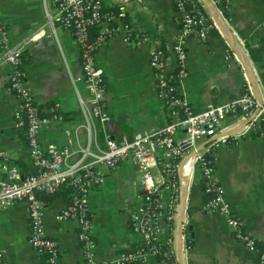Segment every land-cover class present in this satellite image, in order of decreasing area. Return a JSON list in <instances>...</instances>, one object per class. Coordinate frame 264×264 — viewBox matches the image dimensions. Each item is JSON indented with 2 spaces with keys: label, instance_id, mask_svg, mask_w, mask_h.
<instances>
[{
  "label": "crops",
  "instance_id": "0c3cea01",
  "mask_svg": "<svg viewBox=\"0 0 264 264\" xmlns=\"http://www.w3.org/2000/svg\"><path fill=\"white\" fill-rule=\"evenodd\" d=\"M209 28L204 38L184 40L188 52L189 74L179 90L187 94L195 111L209 103H224L251 87L264 99V0H197ZM105 9L123 11L135 34L127 42L125 33L102 41L96 60L105 74L111 120L109 131L116 138L135 132L161 128L167 123L165 106L159 94L157 77L150 59L158 46L170 49L180 38L181 17L175 0H103ZM47 12L57 14L55 0H0V22L13 42H19L41 29L42 35L24 46L30 56L23 70L25 82L41 112L60 103L62 121H54L39 134L43 147L68 144L69 134L83 120L80 97L89 98L83 80L80 50L73 31L59 23L53 29ZM150 38L142 41L143 36ZM1 52V49H0ZM174 65L169 66L170 70ZM11 65L0 69V154L6 153L25 174L36 172L27 146L25 132L15 127L14 111L18 98L9 88ZM245 122L237 123L239 138L220 146L215 153V171L225 188L235 214L264 248V137L255 132L242 133ZM228 127L223 131L234 127ZM82 142L86 134L80 130ZM228 135V134H227ZM231 135V134H230ZM100 143L104 137L99 135ZM197 175V176H196ZM182 194L166 231H169L171 264H262L259 252L248 250L234 238L223 214L208 213L200 167L187 153L181 163ZM42 195L45 199L49 196ZM166 201L169 191L164 190ZM144 190L137 167L130 161L107 170L105 182L90 196L97 243L98 264L113 260L121 252L141 249L144 239L130 225V213L143 203ZM72 197L58 194L46 200L47 234L58 241L60 264H84L83 243L78 223L59 220V212ZM30 219L26 202L19 201L0 213V250L9 264H40L43 255L28 241ZM133 264H164L157 254ZM166 264V263H165Z\"/></svg>",
  "mask_w": 264,
  "mask_h": 264
},
{
  "label": "built area",
  "instance_id": "2783aa9c",
  "mask_svg": "<svg viewBox=\"0 0 264 264\" xmlns=\"http://www.w3.org/2000/svg\"><path fill=\"white\" fill-rule=\"evenodd\" d=\"M186 1L175 0V9L182 22L179 40L170 49L157 46L150 59L167 123L161 128L116 138L108 127L111 116L107 84L96 55L99 44L116 34L125 33L124 39L133 41L131 24L123 19V11L113 16L106 15L103 0H55L57 14L52 16L47 12V23L53 29L59 23L75 34L82 69L78 79L84 81L89 92L88 99L80 97L83 120L69 134L68 144L62 146L51 143L43 147L39 141L43 129L49 128L54 121L64 120L60 103L56 102L48 112L42 113L25 82L24 46L36 40L42 31L40 29L19 42H13L7 28L0 22V69L6 64L13 67L9 88L19 100L14 111V124L25 132L29 156L37 169L35 173L25 174L6 153L0 154V213L19 201L26 202L31 225L29 244L45 255L49 264H60L61 252L58 241L46 232V200L42 195L55 194L67 184L74 187L70 203L57 218L78 223L84 264H98L90 196L105 182L107 170L117 168L126 160L137 167L144 190L143 203L130 213V225L143 237L147 248L121 252L113 260L101 264H133L145 261L148 253L157 254L159 250L155 242L165 234L183 191L180 168L187 153L193 156L194 164L202 172L203 190L207 196L205 210L225 215L234 238L248 250L259 252V260L264 264V248L259 250L256 238L246 229L243 219L234 213L225 188L216 175L215 160L206 154L209 151L216 153L220 146L237 140L240 132L227 135L223 131L240 122H245L242 133L255 132L264 137V99H258L249 87L227 102L209 103L202 111L193 109L187 94L179 90L181 82L189 74L184 40L192 36L206 37L209 23L206 16L189 13ZM223 1L227 8L231 0ZM196 5L193 4L191 10L196 9ZM97 25L101 26L100 35L93 41L91 29ZM141 40L149 42L150 38L144 35ZM172 64L175 67L170 70ZM81 129L85 131L86 142L81 141ZM100 134L104 137L103 143L99 141ZM164 190L169 191V201H166ZM169 242L167 240L168 250L165 251L168 256ZM0 264H9L1 250Z\"/></svg>",
  "mask_w": 264,
  "mask_h": 264
},
{
  "label": "trees",
  "instance_id": "16d2710c",
  "mask_svg": "<svg viewBox=\"0 0 264 264\" xmlns=\"http://www.w3.org/2000/svg\"><path fill=\"white\" fill-rule=\"evenodd\" d=\"M223 1V0H222ZM198 1L197 0H187L186 3H185V6H186V9L189 13H195V14H198V17L200 16H206L204 10L202 7H200L197 3ZM224 2V1H223ZM193 4H197L196 5V9L194 10H191L192 7H193ZM200 4V3H199ZM223 6V9H224V12L226 14L227 17H229V13L227 11V9L224 7V5L222 4ZM104 13L108 16H113V15H116L117 13H119V10L118 9H115V8H110V9H105L104 7ZM123 19L128 22L125 17H123ZM114 20L111 21V24L113 25L114 23ZM100 28L101 26L100 25H97V26H94L92 29H91V38L93 41L95 40H98L99 38V35H100ZM132 36L135 37V34L132 33ZM30 61V56L28 54V52L26 50H23V63H28ZM207 156L213 160H215V153L214 151H209V152H206ZM74 187L70 184H67L65 185L63 188H61L58 192H56L55 194H46L45 196H49L48 198L45 197V200L49 201L51 199V197H54L60 193L62 194H65L67 196H71L73 197L74 195ZM170 239V236H169V231H166L165 234L163 236L160 237V239H158L155 243L157 245V248H158V252H157V257L159 259V261H163L164 263L166 264H171L172 263V257L171 256H168V255H165V251L168 250V245H167V240ZM147 248V245L144 244L142 246L141 249H146ZM40 264H49L48 262V259L45 255H43V259L41 261Z\"/></svg>",
  "mask_w": 264,
  "mask_h": 264
},
{
  "label": "water",
  "instance_id": "95a60500",
  "mask_svg": "<svg viewBox=\"0 0 264 264\" xmlns=\"http://www.w3.org/2000/svg\"><path fill=\"white\" fill-rule=\"evenodd\" d=\"M238 126H234V127L230 128L229 130H227L226 134L230 135V134L234 133L238 129Z\"/></svg>",
  "mask_w": 264,
  "mask_h": 264
},
{
  "label": "rangeland",
  "instance_id": "374dc122",
  "mask_svg": "<svg viewBox=\"0 0 264 264\" xmlns=\"http://www.w3.org/2000/svg\"><path fill=\"white\" fill-rule=\"evenodd\" d=\"M197 176V175H196Z\"/></svg>",
  "mask_w": 264,
  "mask_h": 264
}]
</instances>
